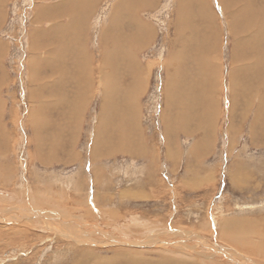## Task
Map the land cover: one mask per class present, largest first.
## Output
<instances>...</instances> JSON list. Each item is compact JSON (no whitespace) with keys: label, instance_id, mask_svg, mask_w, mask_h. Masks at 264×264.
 Listing matches in <instances>:
<instances>
[{"label":"rangeland","instance_id":"rangeland-1","mask_svg":"<svg viewBox=\"0 0 264 264\" xmlns=\"http://www.w3.org/2000/svg\"><path fill=\"white\" fill-rule=\"evenodd\" d=\"M261 1L0 0V209L12 218L0 216V264H79V252L92 264L122 249L129 260L136 253L133 264H264L263 120L253 124L261 95L244 102L247 34H236L241 10L264 11ZM200 49L204 107L183 76L190 130L169 131L167 116L178 113L166 108L169 66H191L193 76ZM116 65L121 89L134 72L141 80L127 105L130 131L120 132L134 152L109 150L113 137L120 144L119 114L103 112L100 90Z\"/></svg>","mask_w":264,"mask_h":264},{"label":"bare ground","instance_id":"bare-ground-1","mask_svg":"<svg viewBox=\"0 0 264 264\" xmlns=\"http://www.w3.org/2000/svg\"><path fill=\"white\" fill-rule=\"evenodd\" d=\"M123 1V0H122ZM124 1H126V0H124ZM231 1V0H230ZM235 1H237V0H235ZM241 1V0H240ZM244 1V0H243ZM250 1V0H249ZM252 1V4H253V2L255 1V0H251ZM260 1V0H259ZM263 1V0H262ZM261 1V2H262ZM120 2V1H119ZM233 2H234V0H233ZM248 2V1H247ZM238 3V2H237ZM120 4V3H119ZM118 4V5H119ZM182 4H184V3H182ZM263 4H264V2H263ZM192 5V4H191ZM234 5H236V3H233V6ZM245 5V4H244ZM246 5H247V3H246ZM249 5H250V3H249ZM257 5V4H256ZM180 6V5H179ZM258 6H259V3H258ZM257 6V7H258ZM188 8H190V4L187 6ZM235 7V6H234ZM248 7V6H247ZM244 8V10H241V12H239V13H241L240 15H238V18H239V21H241V23H239V21H238V23H239V29H237L236 31H238L236 34H240V37H243V35H245V34H247V37L245 38V39H243V41H244V43H245V45H243L242 47H241V44H243V43H239V48L238 49H241L242 50V53L240 54V55H242V56H240V57H243V59L245 60V59H247L246 60V62H245V66H243V67H241V73H239V71H238V77H237V80H239V81H242L241 83H239L240 85H241V87L243 88V91L247 94V97H245V101L244 102H246L247 101V103H249L250 105H251V101L253 100V98L252 97H254V95L256 94V93H260V95H261V101H260V103L258 104V106L255 108V116L256 117H254V122H253V124H255L256 125V123H259V121H258V119L260 120V122H261V120H263V122H262V124L261 123H259L260 125H261V128H262V130L261 131H264V11H255L253 8H252V6L251 7H248V8ZM239 8V7H238ZM256 8V7H255ZM259 8H262V7H260L259 6ZM258 8V9H259ZM204 9V8H203ZM237 9V8H236ZM264 9V8H263ZM118 10V9H117ZM186 9H183V6H180L179 8H178V11H179V13H178V16L177 17H179V21H181V20H184L185 21V24L186 23H188V20H189V15H188V10L189 9H187L186 11H185ZM191 10V9H190ZM238 10V9H237ZM234 11V10H233ZM191 12V11H190ZM199 12V11H198ZM204 12H205V9H204ZM234 12H236V10L234 11ZM259 12H262L261 14L262 15H259L258 17H257V15H254L255 13H259ZM233 13V12H232ZM186 14V15H185ZM192 14V13H191ZM200 14V13H199ZM236 14H238V13H236ZM251 15V17H249L248 18V15ZM116 15V14H115ZM182 15H185L183 18H182ZM181 16V17H180ZM186 17H187V22H186ZM112 18H114V17H112ZM203 18H204V16H203ZM232 18H234V21H235V19L237 18V15H236V17L234 16V17H232ZM117 19V18H116ZM116 19H114V21L116 20ZM195 20V19H194ZM202 20V19H201ZM74 21V20H73ZM114 21H112L114 24H115V22ZM233 21V22H234ZM116 22H118V21H116ZM191 22V21H190ZM112 23V24H113ZM196 22H194V24H195ZM198 23V22H197ZM111 24V25H112ZM234 25H235V23H234ZM115 26V25H114ZM117 26V25H116ZM118 26H119V24H118ZM236 26V25H235ZM238 26V25H237ZM195 27V26H194ZM117 28V27H116ZM237 28V27H236ZM109 29L110 28H108V33L109 32H112V31H109ZM115 29V27H113V29L112 30H114ZM197 29V28H196ZM233 29V28H232ZM116 31H117V29H116ZM199 31V30H198ZM105 32H107V30L105 31ZM118 33H119V31H118ZM231 33H232V31H231ZM248 33H250V34H248ZM105 34V33H104ZM127 34V33H126ZM233 34V33H232ZM105 35H107V34H105ZM119 35V34H118ZM118 35H117V37H118ZM121 35V34H120ZM108 36H109V34H108ZM107 36V37H108ZM126 36V35H125ZM103 38V37H102ZM114 38H116V37H114ZM72 39V38H71ZM109 39V38H108ZM107 39V40H108ZM119 39H121V37L119 38ZM119 39H118V42H119ZM128 39V38H127ZM113 41V40H112ZM192 41V40H191ZM239 41V40H238ZM114 42V41H113ZM240 42V41H239ZM195 43V42H194ZM64 44V43H63ZM112 44H114V43H112ZM121 44V43H120ZM175 44V43H174ZM182 44H187V40H183V42H182ZM191 44H193V41L191 42ZM111 45V44H110ZM188 45V44H187ZM196 45V44H195ZM113 46V45H112ZM183 46V45H182ZM199 46H201L200 44H199ZM72 47H74V45L72 46ZM103 47V46H102ZM114 47V46H113ZM120 46H118V48H119ZM198 47V46H197ZM114 48H116V47H114ZM191 48H193V47H191ZM195 48V47H194ZM204 49V47H202L201 46V49ZM117 49V48H116ZM116 49H114V51L116 52V53H118V51L116 50ZM201 49H200V55H196V56H192L193 57V59H196V65H197V67L194 69L195 70V74H193V76H192V72H189V71H193V68L192 69H190L191 68V66L189 67H186V65L184 64V57L185 56H187V55H191L188 51H186V49H184V50H182L183 52V56L184 57H178L177 56V54H175V56L174 57H176L175 58V60H177L181 65H183L184 64V67H183V69L185 70V72H184V74H183V72L182 71H176V67H175V65L173 64V62H171V65L169 66L170 68L173 66V68H172V71H174L170 76H169V79L167 80L168 82H166L167 84V87H166V89H167V91H166V95H167V99H166V102H167V109H168V111H169V113L170 112H172V110L171 109H174V111H175V109H176V107H177V115L176 116H174V117H172V115H168L167 116V118L168 119H170L169 120V124H168V130L169 131H175V130H177V129H181V127H184V131H186L187 129L188 130H190V128H189V126H188V124H187V121L186 120H184V117H185V119H188V118H186V116H185V114H183V109L181 110V105H186V103L184 104V102H186L185 100H183L182 99V97H184V95H185V91H187V90H190V91H195V90H193L192 89V87H194V84H196L195 86L197 87V88H199V90H201L200 91V93H198V92H194V94L195 95H197V97H195L194 99H193V101H192V103L193 102H200L201 103V110L203 109V104H204V95H206L205 94V91L201 88L200 89V87L203 85V84H205V82H207L206 81V76H207V73H206V67H207V59H208V57H207V59H206V56L205 55H202L201 54ZM237 49V50H238ZM104 50H106V49H104ZM120 51H121V48L119 49ZM205 50V49H204ZM119 51V52H120ZM190 51V50H189ZM122 52V51H121ZM188 52V53H187ZM180 53V52H179ZM239 53V52H238ZM113 54V53H112ZM119 54V53H118ZM185 54V55H184ZM115 56V55H114ZM120 56H121V54H120ZM119 56V57H120ZM182 56V55H181ZM188 56V57H189ZM201 56V57H200ZM105 58V57H104ZM103 58V59H104ZM113 58V57H112ZM79 59V58H78ZM193 59L191 60V61H193ZM90 60V59H89ZM105 60L106 59H104V62H105ZM186 60V59H185ZM110 61H111V59H110ZM118 61V60H117ZM91 62V61H90ZM122 62H124V61H122ZM194 62V61H193ZM62 63V62H61ZM93 63V62H92ZM112 63V62H111ZM187 63V62H186ZM210 63V62H209ZM105 64H108V63H106L105 62ZM104 64H102L101 66H103ZM112 65H115V62H114V64H112ZM117 65H118V63H117ZM117 65L114 67V66H112V67H114V68H111L110 66V72H109V70H108V72L106 71V73H104V76L105 77H103V80H102V87H101V90H100V92H101V94H102V101H103V103H101V107L103 108V112L104 113H108L109 115H110V113H113V114H116V115H118L119 114V116H117V117H121V113H122V110L120 109V101H121V99L122 100H126V99H128V98H131V99H133V98H135L134 97V94L135 93H133L134 92V90H139L138 88L140 87V85H141V80H140V78H139V80L138 79H136L135 81H134V79H135V77H136V75H137V77H138V74H136V72H134L133 74H135L134 76H133V82H134V84L133 85H131V86H129V87H125V88H123V89H121L120 88V86L118 85V83H120V82H118V77H117ZM106 66V65H105ZM108 66V65H107ZM118 66H120V65H118ZM193 66V65H192ZM85 67V66H84ZM88 67V66H87ZM105 68V67H104ZM108 68V67H107ZM106 68V69H107ZM123 68V67H122ZM81 69V68H80ZM91 69V68H90ZM101 69V68H100ZM121 69V68H120ZM240 69V68H239ZM79 70V69H78ZM103 70V69H102ZM123 70V69H122ZM143 70V69H142ZM213 70V69H212ZM86 71V70H85ZM84 71V72H85ZM96 71V70H95ZM187 71L189 72L188 74H186L187 73ZM77 72V71H76ZM104 72V71H103ZM139 72V71H138ZM142 72V71H141ZM69 73V72H68ZM101 73V72H100ZM49 74V73H48ZM82 74V73H81ZM88 74V73H87ZM124 74V73H123ZM220 74V73H219ZM84 75H85V73H84ZM90 75V74H89ZM88 75V76H89ZM122 75V74H121ZM125 75V74H124ZM188 75H190V76H192V78H190L189 79V76ZM82 76V75H81ZM87 76V75H86ZM183 76H184V82L185 83H189V85L190 84H193V85H190V86H187V90H186V85L185 84H178V83H180V81L182 80V78H183ZM223 76V75H222ZM52 77V76H51ZM93 77V76H92ZM49 78V77H48ZM80 78V77H79ZM101 78V77H100ZM99 78V79H100ZM119 78H121V77H119ZM199 78V79H198ZM51 79V78H50ZM225 79V78H224ZM137 80H138V82H137ZM139 81H140V83H139ZM83 82V81H82ZM89 82V81H88ZM110 82V84H108L107 85V83H109ZM100 84V83H99ZM105 84V85H104ZM124 84V83H123ZM202 84V85H201ZM207 84V83H206ZM257 84V86H255ZM201 85V86H200ZM247 86H248V88H247ZM81 88H82V86L80 85L79 86V88H78V90H77V92H78V95H81L80 94V90H81ZM228 88V87H227ZM125 91V92H124ZM203 92V93H202ZM132 93V94H131ZM209 93V92H208ZM139 94V93H138ZM242 95H244L243 93H241ZM77 95V94H76ZM208 96V95H207ZM206 96V97H207ZM210 96H211V94H210ZM60 98V97H59ZM211 98V97H210ZM192 103H191V105H192ZM199 103V104H200ZM210 104V103H209ZM254 104V103H253ZM187 105H188V102H187ZM186 105V106H187ZM122 106V105H121ZM195 106V105H194ZM206 107V106H205ZM122 108V107H121ZM193 107H191V109H192ZM196 108V107H195ZM198 109H200L199 108V106L197 107V110ZM47 110V109H46ZM187 110V109H186ZM189 110V109H188ZM206 110V109H205ZM211 110V109H210ZM173 111V112H174ZM195 111V110H194ZM57 112V111H56ZM191 112V111H190ZM168 113V114H169ZM200 113V112H199ZM173 114V113H172ZM196 114H198V113H195L194 115H190V116H192L193 118H196V119H199V118H201L199 115L200 114H198V115H196ZM201 114H202V112H201ZM229 114V113H228ZM104 116V115H103ZM166 116V115H165ZM204 116V115H203ZM116 117V118H117ZM104 118H106V116H104ZM113 118V120L116 122V118H115V115L112 117ZM103 120V119H102ZM195 121V120H194ZM115 122H114V128H113V130L112 131H130V129H129V127H131L130 126V124H129V122H128V119L127 118H125V119H123V120H121V119H119V121H118V125H115ZM196 122V121H195ZM167 123V122H166ZM199 123H202V119L201 120H199ZM176 124V125H175ZM45 126H46V124H45ZM112 126V125H111ZM111 126L109 127L110 129H111ZM129 126V127H128ZM254 126V125H253ZM98 127V126H97ZM128 128V130H127V128ZM198 127V126H197ZM201 127V126H200ZM255 127V126H254ZM99 129V131H102L103 133H104V137H105V135L106 134H108V133H105L106 131H105V127H104V125H100L99 127H98ZM252 128V127H251ZM41 129V128H40ZM48 129V128H47ZM253 130V129H252ZM107 131H109L108 129H107ZM139 133V132H138ZM170 133V132H169ZM52 135V134H51ZM122 135H123V133H122ZM125 135H128V133L126 134V133H124V136ZM107 136V135H106ZM118 136L120 137L119 138V141H120V145L122 144V146H123V148H120V146H119V148H120V150L122 149V150H125L126 149V146L128 147V148H131V146H132V144L130 143V137H129V143L128 144H125V139H127V138H124L123 136H120L119 134H118ZM117 136V137H118ZM136 139V138H135ZM139 139V138H138ZM40 142V141H39ZM127 143V142H126ZM132 143L134 144V139H132ZM137 143V142H136ZM119 148L117 149V147H114V149L116 150H119ZM136 146L134 147V148H132L133 150H132V152H134V151H136ZM139 150V149H138ZM1 171V170H0ZM4 171V170H3ZM5 172V171H4ZM4 206H5V204H4ZM1 207V206H0ZM1 208H3V207H1ZM18 209V208H17ZM25 209V208H24ZM15 211V210H14ZM16 212V211H15ZM22 213V212H21ZM20 213V214H21ZM8 215V214H7ZM23 215V214H22ZM0 216L1 217H3V218H5V219H9L10 220V218H7L6 217V215H4V213L1 211V209H0ZM16 217V216H15ZM11 220H12V218H11ZM1 221V220H0ZM17 222V221H16ZM45 223V222H44ZM235 223V222H234ZM233 223V224H234ZM16 224V223H15ZM238 224V223H237ZM253 224V223H252ZM244 227V226H243ZM233 228V227H232ZM227 229V228H226ZM235 229V228H234ZM251 229V228H250ZM222 230V229H221ZM225 230V229H224ZM241 230H242V228H241ZM247 230V229H246ZM236 231V230H235ZM249 231H251V230H249ZM226 232H228V231H226ZM232 232H234V231H232ZM237 232V231H236ZM239 232V231H238ZM241 232V231H240ZM61 233V232H60ZM220 233V232H219ZM229 233V232H228ZM75 234V233H74ZM243 234H244V232H243ZM73 234H71V236H72ZM229 235V234H228ZM231 235H235V234H231ZM75 236V235H74ZM77 236V235H76ZM75 236V237H76ZM225 237L227 236V235H224ZM61 238V237H60ZM245 238V237H244ZM254 238V237H253ZM85 239H87V238H85ZM233 239V238H232ZM238 239L240 240V237H238ZM237 239V240H238ZM88 240V239H87ZM109 240V239H108ZM203 240V239H202ZM201 240V241H202ZM238 240V241H239ZM100 241V240H99ZM104 241V240H103ZM102 241V242H103ZM113 241V240H112ZM115 241V240H114ZM117 242L119 241V240H116ZM208 241V240H207ZM232 240H230V242H231ZM83 242V241H82ZM228 242V241H227ZM250 242H252V241H250ZM236 243H238V242H236ZM243 243H244V241H243ZM242 242H240L239 241V245H241V246H244V244L246 245V243H244L243 244ZM210 244H211V242H210ZM131 245H133V244H131ZM215 245V244H214ZM236 245V244H235ZM217 247V246H216ZM258 248V247H257ZM247 249V248H246ZM259 249V248H258ZM128 250V249H127ZM126 249L125 250H120L118 253H117V251H115V253H114V255L112 256V258H108V259H101V258H99V257H101V256H99L98 258H96L97 256L96 255H93V261H92V264H133V263H131V260H132V257H137V255H136V253H135V255L132 253V255L133 256H131V260H129L128 258H127V254L126 253H130L132 250H128L127 251ZM219 250V249H218ZM244 250H245V248H244ZM255 250V249H254ZM253 250V251H254ZM86 251H88V250H86ZM256 251V250H255ZM264 251V250H263ZM94 252V251H93ZM117 253V254H116ZM221 253H222V251H221ZM89 254V253H88ZM90 254H92V253H90ZM258 254V253H257ZM209 255V254H208ZM228 255V254H227ZM96 256V257H95ZM92 258V257H91ZM99 259H101V260H99ZM172 261H174V262H176V263H178V264H186L185 263V261L184 260H182V259H178V258H173L172 257V259H171ZM75 261H77V263H79V264H89V260H87V258H86V255H84V254H80V252H79V256H77V258H76V260ZM238 261V260H237ZM241 264V263H240ZM247 264V263H246Z\"/></svg>","mask_w":264,"mask_h":264},{"label":"crops","instance_id":"crops-1","mask_svg":"<svg viewBox=\"0 0 264 264\" xmlns=\"http://www.w3.org/2000/svg\"><path fill=\"white\" fill-rule=\"evenodd\" d=\"M76 38H77V35H76ZM77 40V39H76ZM77 49H79V47L77 48ZM64 62V61H63ZM60 68V67H59ZM75 69V68H74ZM77 69H79V68H77ZM56 70H57V68H56ZM62 70H64V72H66L68 69L67 68H64V67H62ZM82 70V69H81ZM71 71V70H70ZM69 71V73H66L67 75L66 76H71V75H75V73L74 72H70ZM136 71V70H135ZM79 72L80 73H76V75L75 76H77V75H80V77L82 78V74H83V72L82 71H80V69H79ZM82 73V74H81ZM68 80H65V82H67ZM60 83H61V81H59V83H58V85H60ZM62 83H64V81H62ZM65 85H67V83H65ZM80 86V85H79ZM79 86H78V88H79ZM78 88H77V90H78ZM76 90V91H77ZM133 101V99H131V98H128V99H124V100H122L121 99V101H120V104L122 105H120V109L122 110V113H121V117H117L118 119H116V122H115V125H118V121H119V119H121V120H123V119H125V118H127L129 121H130V118L127 116V111H128V104L130 103V102H132ZM122 107V108H121ZM121 131H118V134L120 135V136H124V132H123V135H121V133H120ZM127 134V133H126ZM117 142V140L115 141L114 140V137H113V139H112V146H110L111 148L109 149V150H111L112 148H114V147H119L120 146V148H123V146H122V144L120 145L118 142ZM114 143H116V145H114ZM133 148V145L131 146V148H126L125 150H127V152H132V149ZM113 150V149H112ZM120 150V149H119ZM122 150V149H121ZM114 151V150H113Z\"/></svg>","mask_w":264,"mask_h":264}]
</instances>
